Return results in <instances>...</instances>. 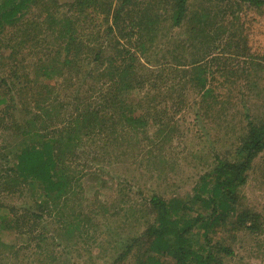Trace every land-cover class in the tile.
<instances>
[{
  "label": "rangeland",
  "instance_id": "obj_1",
  "mask_svg": "<svg viewBox=\"0 0 264 264\" xmlns=\"http://www.w3.org/2000/svg\"><path fill=\"white\" fill-rule=\"evenodd\" d=\"M73 3L53 0L51 12L73 16L77 12L70 6ZM175 3L138 0L122 13L119 24L113 26V16L106 23L102 14L96 28L101 29L100 42L106 45L117 42L124 49L148 43L151 49L142 62H148L151 71H161L159 77L154 73L153 79L159 85L178 87L172 90L177 95L174 101L168 99L169 104L161 103L157 108L162 111L171 106L173 113L179 110V130L172 128L169 138L161 137L154 143L152 137L163 123L151 119L143 129L126 133V138L122 135L118 143H108L103 134L91 140L95 147L90 143L81 146L80 151L86 153L82 163L96 170L81 176L75 194L69 200L62 196L56 207L36 185L21 184L7 193L0 181V264H114L118 259L117 264H140L149 249L150 238L144 239V235L159 226L158 213L148 209L151 196L157 194L173 204L175 199L187 201L195 208L190 217L210 213L192 200L201 178L216 166L217 156L239 161L251 125H264V6L242 0H188L187 15L176 26ZM111 4L114 14L117 0ZM39 12L41 9L34 8L20 25L7 27L0 34V83L4 85L0 92L9 90L5 83L12 87L6 100L14 114L7 119V103L0 104V170L16 162L14 154L24 140L17 129L34 118V100L41 98L43 106H49L55 115L67 104L66 94L71 92L67 75L53 72L63 67L67 53L65 38L59 44L63 29L60 25L48 29L47 16H39ZM108 24L115 28L114 35L106 34ZM22 26L32 30L24 33ZM19 42L25 44L21 51ZM57 51L62 55L55 62ZM44 66L52 68L51 78L43 74ZM13 69L18 72L17 81L12 77ZM177 73L181 76L175 78ZM163 76L172 79L162 80ZM47 81L52 92L44 97L39 91ZM81 86L82 82L75 87L80 94ZM148 88L155 94L166 91V87L162 91ZM205 92L210 96L203 95ZM58 93L60 103L55 98ZM140 96V91L134 90L130 97L137 101ZM59 126L62 128L61 123ZM81 168L77 166L79 173ZM247 175V183L239 189L237 213L212 234V245L220 243L234 252L231 256L221 254L223 264H264V151ZM45 199L50 209L42 218L32 216ZM27 211V220L16 227L12 218L24 217ZM245 211L250 219L239 227L234 222ZM7 220V225L2 224ZM126 245L133 247L127 251ZM123 252L128 254L121 260ZM169 258L168 264H176Z\"/></svg>",
  "mask_w": 264,
  "mask_h": 264
},
{
  "label": "trees",
  "instance_id": "obj_2",
  "mask_svg": "<svg viewBox=\"0 0 264 264\" xmlns=\"http://www.w3.org/2000/svg\"><path fill=\"white\" fill-rule=\"evenodd\" d=\"M137 1L117 0L115 12L111 14L113 5L111 0H74L70 6L75 7L77 12L73 16L64 17L58 16L54 11L51 12L53 0H0V34L7 27L20 25L34 8L41 9L39 16H47L45 23L48 29L61 26L64 37L59 39V44L65 38V42L68 43L67 53L63 57V67L57 71L54 69L53 72L56 75L66 74L67 85L71 89V92L68 91L66 94L67 104L57 110L56 117L49 106H43L41 98L34 100L36 104L34 118L26 121V124L20 127V131L17 129V134L23 136L24 140L14 154L16 164H8L7 169L0 170L2 191L9 193L15 190V186L25 183L36 185L41 195L53 200L51 206L56 207L62 196H66L69 200L73 196L72 193L75 194L81 176L92 169L96 170L93 166L82 163L86 153L80 151L81 146L83 148L90 143L95 147L94 141L91 140L103 134H106L105 139L108 143L112 140L118 143L122 135L126 138V133L143 129L149 125L151 119L163 123L152 137L154 143L159 142L161 137L169 138L172 128L175 129L174 132L179 130L177 116L179 110L173 113L169 111L171 106L162 111L157 108L161 103L169 104L168 99L174 101L177 95L172 90L177 91L178 87L171 88L169 84L159 85L153 79L154 73L159 77L161 71H151L148 62L146 64L142 62L151 49L148 43L141 42L139 46L130 45L121 49V45L117 42H109L107 45L100 42L101 29L99 31L96 28L100 16L105 15L106 23H109L110 17L113 16V26L119 24L122 13ZM242 1L259 8L264 6V0ZM187 6L188 0H176L173 14L176 26H180L185 19ZM113 26L108 24L107 35L115 34ZM32 27L36 28L37 25L33 24ZM79 28L82 30L79 31ZM20 29L24 33L32 30L23 26ZM125 30L127 27L124 28ZM24 45L19 42V51ZM181 46L186 47V45ZM61 55L59 51L55 53V62ZM17 65H20L19 61ZM179 66H182L180 69L183 68V65ZM43 69V74L51 78L52 68L44 66ZM11 71L13 79L17 81L19 79L17 70ZM179 75L177 73L175 78ZM171 79V76L162 77V80ZM16 81L13 87L17 85ZM80 82H82L81 94L75 89ZM201 82L206 85L205 80ZM182 83L183 80L180 79L179 84ZM49 84L48 81L45 82L43 84L45 87L39 91L44 97L51 95ZM7 85L5 83L6 89L9 90L0 92V95H3L0 104L7 103L6 118L11 119L14 117L11 113L13 106L8 105L6 96L12 87ZM148 87H152L154 91H162V88L166 87L163 93L170 94L166 96H162V92L155 94L148 90ZM2 88L4 85L1 82L0 89ZM134 90H139L142 95L137 101L130 97ZM203 95L210 96L207 92ZM55 98L60 103V93ZM205 101L206 99H203L202 102ZM60 123L62 128L59 126ZM118 126L121 127L119 131ZM249 134V138L240 150L244 156L237 162L223 160L217 156L218 163L211 172L201 178V185L195 189L197 193L192 200L206 206L211 210L210 213L204 215L199 212L197 216L190 217L189 213L195 212V208L187 201L175 199L176 204H173V200L168 202L157 194L151 196L148 209L158 213L159 226L145 233L144 239L150 238L149 249L142 256L140 264H168L169 257L175 260L176 264H223L221 254L224 253L226 256L234 254L228 246L220 243L212 245V234L218 227H224L232 218L231 215L237 213V205L241 202L239 189L247 183V172L252 167L253 161L264 151V125H251ZM142 144L143 142H140L138 146L141 147ZM104 149L108 150L107 146ZM77 166L82 167L80 173ZM44 201L39 203L38 213H31L32 216L42 218L47 208L50 209V204L46 199ZM28 213L29 211L24 217L12 218L16 227H20V224L27 220ZM257 218L254 215L253 220L257 221ZM249 219V211H245L238 214L237 223L234 224L240 227L246 225ZM8 222L9 220L2 224L7 225ZM256 224L257 222L253 228L257 227ZM125 247L130 251L133 246ZM127 254L128 252H123L120 259H124ZM162 256L166 258V263L164 259L161 260ZM118 262L119 259L114 264Z\"/></svg>",
  "mask_w": 264,
  "mask_h": 264
}]
</instances>
